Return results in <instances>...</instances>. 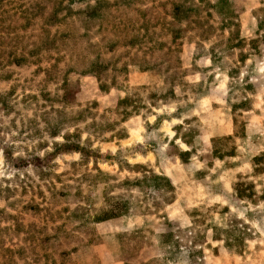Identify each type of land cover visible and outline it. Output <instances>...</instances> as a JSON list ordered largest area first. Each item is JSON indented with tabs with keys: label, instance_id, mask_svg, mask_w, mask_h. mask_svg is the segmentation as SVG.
<instances>
[{
	"label": "rangeland",
	"instance_id": "obj_1",
	"mask_svg": "<svg viewBox=\"0 0 264 264\" xmlns=\"http://www.w3.org/2000/svg\"><path fill=\"white\" fill-rule=\"evenodd\" d=\"M172 1L178 0H104L98 16L84 23L73 12L86 1L0 0V264H62L60 251L73 246L77 250L63 264H163L150 260L161 257L157 235L171 228L182 248L201 251L192 264H264V171L254 168V159L264 152V44H259L261 55L238 62V79H231L228 69L239 59L238 50L213 65L210 42L198 45L194 36L204 21L170 26L166 13ZM234 5L233 28L252 37L258 0H234ZM53 12L58 20L51 18ZM201 14L217 26V16ZM174 26L180 28L177 45L170 41ZM94 64L103 70L100 80L80 73ZM170 87L175 100L165 93ZM153 92L167 98L156 95L150 107L147 98ZM64 94L65 106L59 101ZM125 95L142 106L121 124L126 138L91 139L99 153L111 157L127 147L121 168L111 159L82 161L78 153L51 157L42 168L12 166L15 157L23 164L43 157L52 141H62L61 135L47 134L57 117L52 108L89 107L98 121H112L121 117L115 106ZM243 96L246 107L232 110ZM176 133L189 144L173 141ZM214 148L234 154L216 156ZM97 168L117 180L140 177L145 169L163 173L174 186L172 201L163 202L167 196L148 192L147 186L135 187L134 213L93 222L91 215L102 206L95 194L105 183ZM236 183L244 190L241 196ZM84 197L90 211L77 209ZM209 223L217 225L220 237L218 228L232 223L244 240L236 243L233 233L229 244L212 239ZM92 235L93 244L88 242ZM17 248L22 252H9Z\"/></svg>",
	"mask_w": 264,
	"mask_h": 264
},
{
	"label": "trees",
	"instance_id": "obj_2",
	"mask_svg": "<svg viewBox=\"0 0 264 264\" xmlns=\"http://www.w3.org/2000/svg\"><path fill=\"white\" fill-rule=\"evenodd\" d=\"M62 1V0H61ZM86 1L84 3V6L77 11L73 12V15H76L77 17H80V20L84 23L89 22L99 11V9L102 8L104 0H96L94 4H90L89 0H67V3L72 4L74 2H82ZM60 6L63 2H59ZM259 7L256 9V22L257 27L253 31V35L250 38L242 37L240 34L239 29H234L235 25V5L234 0H179L178 1H172L171 2V9L169 13H166L170 17V22L168 23L170 26H173V24L179 25L182 21H189L192 24L200 25L202 22L204 23V27H200V29H197L196 43L198 45H202L205 42H210V45L208 47L209 56L211 59L212 64L214 65L218 60L229 58L228 56L233 55L236 50H238L239 53V59H237L235 62H233V65H231L228 69V76L231 79H238V71H239V63L243 64L247 55H261V51L259 49V44H264V0H258ZM206 12L205 16L215 15L218 17L217 20V26L213 27L211 24L208 23L207 20L202 19V14ZM98 16V14L96 15ZM51 18L54 20H58L56 18L55 12L52 13ZM171 29V43L173 44H180L178 43L179 38H181V35H179L180 28L179 27H170ZM174 28V29H173ZM227 32V34H225ZM192 42V41H191ZM158 47L163 46V42L155 43ZM247 47L248 51L245 52L244 50ZM109 48V47H108ZM148 70V69H143ZM88 72H91L92 75L96 76L99 80L101 79V74L103 72L102 68L98 67V65L94 64V67L88 71H81L82 74H88ZM154 75L159 74V72H154ZM244 79V78H243ZM242 79V81H243ZM247 79V77H246ZM236 85H238V80H234ZM67 81L64 80L63 84L66 85ZM248 82V81H247ZM233 82L230 83L232 85ZM253 83H246V90H251V86ZM100 89L105 90L107 87L103 85V83H100ZM166 94H168V98L171 100L177 99V96L174 93L173 87L168 88L165 91ZM47 95V96H46ZM44 95L46 98H48V93ZM159 98L161 101L166 100V96L158 95L155 92L150 95V97L147 98V102L149 106H155V100H153L155 97ZM244 97V101L241 100L238 104H231L232 110H235L236 108H245L246 106H242L245 104L247 97ZM229 101V92L228 96L226 97ZM66 95H62L59 101L64 104H66ZM137 100H132L127 95L124 97L118 99L115 109L119 114H121V117L119 119H115L112 121L109 120H100L98 121L94 114L92 115L90 108H81L76 111H69L67 112L63 107L54 109L52 107L53 111L57 112V117L53 118V122L50 123V126L48 127V136L52 139L55 137L61 135L62 141H52L51 150L46 151L43 157L40 156H34L31 159H27L25 163L20 164L17 163L18 160H21L20 157H15L13 159L14 162L12 166L16 169H21L27 164L31 163L36 167H43L46 165V161L50 160L51 157H55L60 154H68V153H78L80 155V159L82 161H85L87 159H94L97 160L99 158L103 160L111 159L112 162H116L119 166V168L122 167V152L125 150H128L127 147H119L115 154L111 157L109 153H99L100 149L98 147H93L91 139H94L98 142H108L112 139H124L127 136V132L124 127L121 126L122 123L126 121L127 114L133 111L139 110L142 106L136 105ZM161 116L158 115L155 119V123L160 121ZM83 123L84 126L82 128L79 127V124ZM73 128V130L70 132L68 129ZM65 133H62L65 131ZM86 133V138L81 139L82 133ZM109 133V136H106V134ZM181 139L185 143L189 144V142L183 138V136H178L177 133L174 135L173 141L176 139ZM230 136L225 137H219L214 138L212 141H218L221 139H228ZM189 151H181L180 158L182 159V154H187ZM212 154H216V156H231L234 154L231 150H217V148L212 149ZM264 156V152H262L259 156H257L254 159V168L255 171L263 172L264 171V163H259L261 157ZM127 166H130L129 163L125 161L124 163ZM135 166H141V164H134ZM98 173L101 177H103L104 185H102L101 190L99 193L95 196H100L102 198V206L95 210L94 213L91 215V221L93 222H102L109 219H115L119 218L121 216L129 215L134 213L136 202L134 201L133 195H132V188L138 187L141 190V186H147L148 192H154L157 191L161 193L162 198L165 197L163 202L170 203L171 197L169 194L174 193V186L172 182L170 181L169 177L166 176L163 173H155L153 170H144L141 172L140 177L136 178H128L125 177L121 180H117L114 176L110 175L109 173H104L100 169L97 168ZM106 180V181H104ZM235 190L237 191V194L239 196L242 195L243 189H238V183L235 184ZM114 189H117V192L114 193ZM252 192V191H251ZM168 194V195H167ZM254 194V193H251ZM92 196V195H91ZM254 198L257 197L256 194L253 195ZM93 198V197H91ZM95 198V197H94ZM91 205L90 202L87 201L84 197L83 204L79 205L77 209L80 210H87L90 211ZM145 210V209H144ZM2 212V210H0ZM141 213H145L144 211H141ZM164 217V216H163ZM174 226V225H173ZM208 226L212 229L211 237L212 239L220 240L222 239L225 244H229L230 239L229 237L233 233V237L236 243H242L244 240L242 235H239L238 229L235 228V225L232 223H228L225 227L218 228L221 232L223 237H220V235H217L216 233V226L213 223H209ZM179 229V227L177 226ZM174 228L169 229L165 233H159L157 237H159V245H160V259H152L150 261H161L163 264H178L182 262H186V264H192L190 261L195 262L196 259L200 258L199 255H201V251L198 249H195L194 247H190L187 250L185 248H182L179 244L177 234L175 231L173 232ZM138 230H134L136 233ZM122 235V233H116L114 236L119 238ZM95 236V235H94ZM92 237L88 240V242H95L94 237ZM199 236V233H197L196 237ZM165 244H168L169 246H165ZM163 246H165L163 251ZM8 250V249H6ZM77 250V246H73L70 248L62 249L60 251L63 262L66 260L67 256L71 253L75 252ZM9 252L19 254L22 252V248L17 249H9ZM185 254V255H184ZM7 255V254H6ZM6 257V256H5ZM8 261L10 260V256L6 257ZM186 260V261H185ZM14 262V261H13ZM13 264V263H11ZM16 264V263H15ZM126 264V263H125Z\"/></svg>",
	"mask_w": 264,
	"mask_h": 264
}]
</instances>
